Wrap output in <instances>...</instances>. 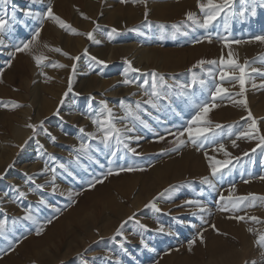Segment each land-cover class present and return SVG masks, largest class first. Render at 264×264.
<instances>
[{
  "label": "rangeland",
  "instance_id": "rangeland-1",
  "mask_svg": "<svg viewBox=\"0 0 264 264\" xmlns=\"http://www.w3.org/2000/svg\"><path fill=\"white\" fill-rule=\"evenodd\" d=\"M49 2L53 12L78 32L93 31L94 40L46 19L32 51L10 57L8 53L15 51L16 44L31 39L32 32L40 26L37 20L25 17L22 10L43 13ZM251 3L252 0H235L233 14L227 21L221 15L203 29L185 17L186 12L192 11L202 22L197 0H146V4L132 0H11L7 5L0 2V17H6L10 24L0 35L4 40V45H0V140L5 146L0 147V173L4 174L0 177V219L6 220V230L0 235V264H82L84 259L89 264H222L223 258L230 260V253H238L242 247L246 258L236 264H264V248L254 243L264 233V202L246 201L235 211H221L223 203H218L221 194L227 197L233 185V196H264V146L257 148L258 139L238 138L251 120L247 119L245 107L234 103L246 99L259 134L264 135V43L252 39L264 35V7H259L256 0L253 16ZM242 8L247 9L244 16L240 15ZM113 28L117 30L114 33ZM206 35L211 36V42L204 39ZM234 40L242 42H228ZM45 44L69 55L51 51ZM229 52L241 65L245 60L250 62L245 68L243 97L236 95L240 92L237 79L229 76L220 80L221 68L239 76V69L221 66L219 62L221 56L227 60ZM40 54L47 60L38 67L33 55ZM74 56L79 59L73 61L70 57ZM91 56L105 61L107 66L97 64ZM10 59L11 65L6 67ZM125 59L140 71L129 70L122 75L127 67ZM200 60L216 63L197 64ZM55 62L67 67L51 66ZM153 70L163 75V82L157 76L160 99L155 101V108L144 103L152 91ZM70 75L72 91L64 96ZM124 79L133 83L124 84ZM217 84L227 89L223 99L212 97ZM102 99L112 109L115 127L132 129L123 133L124 143L139 155L123 144L117 145L114 137L110 148L99 139L103 133L92 119L100 111ZM9 101L19 106L13 107ZM121 101L134 110L139 102L137 112L145 123L127 116ZM204 103L210 108L205 117L210 123L200 121L192 127L215 129L209 138L202 137V143L194 146L185 132V145L175 151H162L173 148L170 141L174 137L169 132L188 127V121ZM213 104L217 106L212 107ZM16 124L28 134H20L15 140ZM28 124L38 125L35 135ZM216 124L222 127L215 128ZM45 129L55 137L54 141ZM160 136L164 139L160 140ZM82 143L90 146L86 152L80 150ZM221 144L229 156L219 150ZM205 154L213 161L227 159L231 163L222 174L212 177ZM9 164L13 166L8 168ZM61 164L64 168L59 167ZM121 167L134 170L116 174ZM109 168L113 170L111 175H107ZM204 176L214 187L201 183ZM93 179L102 182L89 188ZM36 184L44 187L38 189ZM169 185L174 186L171 192L157 197ZM20 192L26 195L21 197ZM153 197H157L159 212L144 207ZM41 199L44 204L39 203ZM188 199L200 200L205 211L195 205H183ZM29 209L34 220L23 219ZM133 213L135 220L148 226L147 230L128 221L122 236H116L115 229ZM233 216L245 219L238 221L230 218ZM248 216L259 220H249ZM161 226L164 231H157ZM40 227L43 231L37 234ZM141 238L147 248L140 244ZM189 240H195L191 250ZM222 248H227V252L229 249V255L224 254L228 258L222 257Z\"/></svg>",
  "mask_w": 264,
  "mask_h": 264
},
{
  "label": "snow or ice",
  "instance_id": "snow-or-ice-1",
  "mask_svg": "<svg viewBox=\"0 0 264 264\" xmlns=\"http://www.w3.org/2000/svg\"><path fill=\"white\" fill-rule=\"evenodd\" d=\"M0 2L7 5V4L11 3V0H0ZM31 2L32 3H38V2H40V0H31ZM126 2H128V0H121V3H126ZM132 2L133 3L139 2V3H145L146 4V0H132ZM234 4H235V0H197V7L199 8L200 13L203 15L202 22L199 18H197V14L192 12V11L186 12L185 17H186L187 21H190L192 23V25H195L196 27H199V28L208 29L213 24V22H215L217 20V18L220 17L221 15H223L225 20L227 21L228 17L233 14ZM250 7H251V14L254 16L256 14V7H257L256 0H252ZM259 7H264V0H259ZM246 10H247L246 8H242L240 11V15L244 16ZM22 11H23V15L25 17H30V18L37 20L39 22L40 26L36 27L35 31L32 32L31 39L20 41L19 43L16 44L15 51L8 53V55L10 57H14L17 52H31L32 51V49L38 43L40 31H41V28L43 27V22L46 19L53 21L60 28L65 29V30H69L73 34L84 35L88 38V40H90V41L94 40L93 31L86 32V33H80V32H78L77 29L72 28L64 20H62L59 16H57L53 12L51 2L48 3L47 9L43 13L33 12L29 9H24ZM81 15L84 16L83 13H81ZM147 15H148V10H147V7H145V19L146 20H147ZM84 18L89 19V17H86V16ZM93 23L95 24V21H93ZM9 27H10L9 20L6 17H0V35L5 33L6 30L9 29ZM96 27H99V25H96ZM161 27H163V25H161ZM173 27L177 28V30H179L177 25H173ZM225 27H227V23L225 24ZM116 31L117 30L115 28H113L111 30L112 33L116 32ZM186 34L187 33H185V35ZM109 35H111V33H109ZM204 39H207L209 42H211V36L206 35L204 37ZM221 39L227 40L226 37H222ZM252 39L255 41H259L260 43H264V35H257V36L252 37ZM96 42L98 43L99 41H96ZM199 42L200 41H194V43H199ZM228 42L239 44L242 41L234 40V41H228ZM0 45H4V40L2 38H0ZM44 47L49 48V50H51V51L61 53L64 56L69 55L67 52H62V50L58 47L57 48H51L47 44H45ZM84 54L85 55L88 54L87 49H85ZM70 58L73 61H76L79 59V56H74V57H70ZM33 59L35 60L37 66L40 67L42 65V62L47 60V57L44 56L43 54H40V55H33ZM90 59L95 61L97 64L107 66L105 61L99 60L95 56H91ZM11 62H12L11 59L8 60L7 64L5 66L6 67L10 66ZM219 62L221 64V66L227 64V65L232 66L234 69H239V76H234L232 73L224 72L223 68H221L220 80L224 81L229 76H232V78L237 79L239 81V85H240V92L237 93L236 95L243 97L244 93H245V78L247 76L245 68L250 62L245 60L244 64L241 65L235 59L232 58L231 52H229V56H228L227 60H225L224 57L221 56ZM124 63L127 65V67H126L124 73H122V75H127V72L129 70L132 72H139L140 71V69L132 67L131 62L128 61L127 59H125ZM204 63L215 64L216 61L215 60H210L207 62L204 60L197 61V64H200V65H203ZM51 66L60 67V68L67 67V65L60 64L59 62H55ZM75 68H76V64L73 63L72 69L75 70ZM189 71H191V69H189ZM257 71H259V70L258 69H252V72H257ZM0 72H3V68H0ZM151 75H152V91H151V93H149L150 98L148 100L144 101V103L150 104V105H152V107L155 108L157 106V103L155 101H158L160 99V92L157 91V88H158L157 76H159L160 82H163V75L156 73L154 70L152 71ZM122 83L129 84V83H133V81L129 80V79H124L122 81ZM147 83H148V81H145V84H147ZM200 83L203 84L204 81H200ZM141 87H143V85H141ZM71 91H72V76L70 75L69 76V87H68V90L64 93V96H67L68 93ZM225 93H227V89L222 88L219 84H217L215 92L212 93V97H213V99H215L217 96H220V98L223 99L224 96L222 94H225ZM90 99H94V98L90 97ZM8 103L11 104L13 107L19 106L18 103L15 101H9ZM61 103H63V97L61 98ZM234 103L242 104L248 112L247 119L251 120V123L248 125V129L242 133H239L238 138L239 137H247L249 139H258L259 143L257 144V148L264 146V135L259 134V128L257 127V121L252 116L250 109L247 108L246 99L234 101ZM2 104H3V102H0V105H2ZM99 104L101 105V109L99 112H97L96 116L92 119V123L94 125H98L99 131H101L103 133V135L101 137H99V139L105 145V147L110 148L111 147L110 141L114 137L117 145L123 144V146L125 148H128V145L126 143H124L123 133L124 132H130V131H132V129L127 128V127L123 128V129L116 128L115 125L112 123V120L114 119V117L112 115V109L108 106L107 102L103 99L99 101ZM216 106L217 105H215V104L212 105V107H216ZM121 107L125 109L127 116H131L135 120H139L141 123H145L143 120H141V118L137 112V110L140 108L139 102H137V104H136L137 110H134L132 108V106H130V105H125L123 101H121ZM198 107L200 110L197 111L196 114L192 117V119L188 121V127L184 128L183 131L169 132V135L174 137V139L172 141H170V143L173 144V148L162 150V151H175V150H178L181 146L185 145L186 141L182 138L184 136L185 132L188 134V140L194 146L198 145V143H202V141H201L202 137H203V139H208L209 138L208 134L214 132L215 129H213V128H206V127L193 128L192 127V125L194 123L198 124L200 121H204L205 123H210V121H207L205 119V117L207 116V113L210 110L208 103H204ZM242 119H244V118L242 117ZM42 124H43V122H41V125ZM26 126L31 128L33 131V135H35L36 130L38 128V125L28 124ZM145 126H147V125L145 124ZM220 127H222V126L219 124L215 125V128H220ZM80 131L84 132V129L81 128ZM45 133L47 135H49L53 141L55 140V137H52L51 134L47 132V129H45ZM87 135L89 137L95 136L94 133H87ZM137 139H139V138L137 137ZM159 139L163 140L164 137L160 136ZM25 143H27V141H25ZM232 144L235 147L236 141L233 140ZM20 147L23 148L24 145H20ZM89 147H90L89 145L82 143L80 145V150L86 152ZM199 150H200L199 147H197V151H199ZM219 150L223 151L225 156L230 155V153H228L225 150L223 144L219 145ZM128 151L132 152L133 154L139 155V153H136L135 149L128 148ZM253 151H255V149H253ZM49 155H51V154H49ZM112 155L113 156L116 155V152L114 150L112 151ZM205 155H206V159L209 160V168H210V172H211L212 177H216L219 174H222L223 170L231 163V161L227 160V159L223 160V161H220V160L213 161L212 158L207 157V154H205ZM245 155H247V153H245ZM12 166H13L12 164H9L8 168H11ZM59 167L64 168V165L61 164V165H59ZM47 170L48 169L46 166L45 171H47ZM133 170L134 169L131 167H129L127 169L121 167L120 169L117 170L116 174H119V172H121V171H133ZM5 171H7V169ZM55 171L56 170L54 168L51 169V172L53 173V180L55 178ZM111 174H113V170L111 168H109L107 175H111ZM3 175H4L3 173H0V177H2ZM262 178H264V177H262ZM28 179L32 180V177L29 176ZM101 182H102V180L93 179L92 181L89 182L88 186H89V188H91V187H94V185L96 183H101ZM33 183H35L34 180H33ZM201 183L208 185L209 187H214L212 181L209 179L208 176L201 177ZM245 183H247V181H245ZM43 187H44V185H42V184H36V188H38V189L43 188ZM173 187L174 186L169 185V187L164 189L163 192L158 193L157 197H163L165 194L170 193L171 190L173 189ZM234 188H235V186L233 185L232 191H234ZM55 190L56 189L54 186L53 191H55ZM232 191L229 192V195L227 197H225L223 194H221V196L219 197L218 203H223V206L220 208L221 211H230V210L235 211V210L240 208L241 204H243L246 201H250V200L251 201L259 200L261 202H264V196L257 197L253 193H249L247 196H233ZM19 195L21 197H23L26 194L24 192H20ZM157 197H153L151 200H149L148 203L144 205V207L145 208L150 207V208L154 209L155 211L159 212L160 208L157 207V204L155 202ZM39 203L44 204L45 201L43 199H41L39 201ZM73 203H75V201H73ZM183 205H195L197 208H199V210L201 212L205 211V208H204L202 202L198 199L185 200V201H183ZM249 206H254V205L250 204ZM193 214L195 215L196 213H193ZM230 218L236 219L238 221L245 219L244 216H233ZM23 219L34 220V216L32 215L30 209L25 211ZM247 219L252 220V221H258L259 220V218L255 217V216H248ZM128 221H134V223L139 225V227L141 229L147 230V228H148L147 225L142 224L139 220H135V213H133L132 215H130L127 218V220L121 221L120 225L115 229V235L116 236H122V234H123L122 230H123L124 226L128 223ZM48 223H51V220H49ZM212 227L215 229V225H212ZM5 230H6V220L0 219V235H2L5 232ZM156 230L163 232L164 228L161 226V227H158ZM42 231H43L42 227L38 228L37 234H40V232H42ZM217 231H218V229H217ZM248 231L251 232L252 229L249 228ZM197 235L200 236L199 233ZM200 239H201V242H203L202 236H200ZM17 243H19V241H17ZM194 243H195V240H189L188 241L189 250H191V246ZM254 243L256 245L260 246L261 248H264V233H261L260 235H258ZM140 244L145 248L148 247V245L146 244V242L143 238H141ZM13 247H14V245H13ZM8 250L11 251L12 248L10 247ZM77 255L79 256L81 254L78 253ZM82 264H89V261L87 259H84V260H82Z\"/></svg>",
  "mask_w": 264,
  "mask_h": 264
},
{
  "label": "bare ground",
  "instance_id": "bare-ground-1",
  "mask_svg": "<svg viewBox=\"0 0 264 264\" xmlns=\"http://www.w3.org/2000/svg\"><path fill=\"white\" fill-rule=\"evenodd\" d=\"M249 44V43H248ZM241 48V47H240ZM128 49V48H127ZM123 51V50H122ZM127 51V50H126ZM248 51V50H247ZM141 52H143V51H141ZM140 52V53H141ZM251 52V51H250ZM148 53V52H147ZM130 54V53H129ZM135 55V54H134ZM141 55V54H140ZM143 55V54H142ZM108 58H107V60H109L110 58H111V56L109 55V56H107ZM148 57V56H147ZM143 59V58H142ZM100 83V82H99ZM42 107V106H41ZM44 108H45V105L43 106ZM43 108V109H44ZM40 114V113H39ZM37 119V118H36ZM36 121V120H35ZM13 132H14V138H15V140H16V137H19L20 138V134L22 135V134H28V132H27V130L26 129H24L23 127H22V125H18V124H16L14 127H13ZM2 143H4V141H2V140H0V147L2 148V147H5ZM23 168V167H22ZM11 177L12 176H10V178L9 179H11ZM243 242V241H242ZM244 244V243H243ZM224 246H226V245H223V248H224ZM215 248V247H214ZM217 249H218V251H219V249L221 248V246H220V248H218V247H216ZM223 248L221 249V251L220 252H222L223 251ZM229 248V247H228ZM231 248V247H230ZM225 249H227V248H225ZM225 249H224V251H223V254H222V257H227L229 254H228V252H229V249H228V252L227 251H225ZM239 249V248H238ZM233 250V249H232ZM240 250V249H239ZM216 251V250H215ZM231 251V250H230ZM234 251V250H233ZM227 252V256L225 255L224 256V254ZM214 253H217V252H214ZM214 253H212L213 254V256H214ZM250 253V252H249ZM252 253V252H251ZM221 254V253H220ZM231 255H230V260L228 259H225L224 260V258H223V263L222 264H236V263H238V262H240L241 260H242V262L244 261L243 259L244 258H246L245 257V255H246V251L245 250H243V247L241 248V250H240V252L238 251V253L236 252V250L234 251V252H231L230 253ZM220 257V256H219ZM221 257V258H222ZM229 257V256H228ZM227 257V258H228ZM249 257V256H248ZM221 258H220V262H222V260H221ZM243 264V263H242Z\"/></svg>",
  "mask_w": 264,
  "mask_h": 264
}]
</instances>
